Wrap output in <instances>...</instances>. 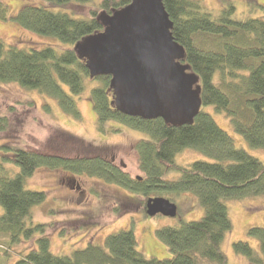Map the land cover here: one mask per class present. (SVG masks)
<instances>
[{
	"label": "trees",
	"instance_id": "trees-1",
	"mask_svg": "<svg viewBox=\"0 0 264 264\" xmlns=\"http://www.w3.org/2000/svg\"><path fill=\"white\" fill-rule=\"evenodd\" d=\"M90 1L26 2L15 16H10L9 6L0 0V20H16L29 31L62 42L8 44L1 37L0 84L37 90L55 99L65 112L80 117L75 97L84 95L89 80H95L89 97L98 129H117L112 123L117 122L120 129L126 125L146 134L133 148L140 173L133 175L123 164L108 162L93 153H81L98 151L100 147L85 144L65 129L54 132L62 138L58 145L51 143L53 137L46 140L44 148L15 146L11 139L2 143L0 256L16 253L15 264H228L222 247L233 226L227 201L264 196V161L237 146L203 107L211 105L225 112L231 117L234 130L251 146L264 148V17L238 18L233 3L215 16L203 8L200 0H164L174 22L173 35L185 48V62L200 78L202 98L201 110L192 123L173 125L162 118L124 114L114 105L111 76L90 75L76 45L103 30L102 12L112 13L131 0H101L85 16L65 9ZM30 105L36 106V102L31 100ZM7 112L9 115L0 110V132L5 134L17 109L13 105ZM71 141L73 149L80 152L66 155L63 148L72 146ZM187 149L212 159L178 163L177 155ZM43 166L106 178L131 192L125 199L136 195L144 205L151 197L163 196L174 201L182 193L193 192L205 210L204 215L157 230L172 252L169 257L147 256L140 251L132 228L108 234L103 244L90 242L69 255H58L51 251L45 224L32 221L33 206L43 202L47 194L25 186L27 177ZM38 232L42 235L37 236ZM247 232L257 240V246L249 239H239L233 243L236 252L246 256L248 264H264V225L251 226ZM26 241L28 250L15 251V245L20 249L18 246Z\"/></svg>",
	"mask_w": 264,
	"mask_h": 264
},
{
	"label": "rangeland",
	"instance_id": "rangeland-1",
	"mask_svg": "<svg viewBox=\"0 0 264 264\" xmlns=\"http://www.w3.org/2000/svg\"><path fill=\"white\" fill-rule=\"evenodd\" d=\"M2 1L9 6L10 16H15L23 4L38 0ZM100 2L101 0H91L80 6L68 5L65 9L77 16H85L89 14L91 7ZM200 3L205 10L215 16L233 3L236 6L235 14L238 18L264 17V0H200ZM0 38L8 44L19 41L27 44L52 43L48 41L62 43L55 37L38 35L29 31L12 19L0 20ZM94 84H96L95 80H89L88 91L86 90L84 95L75 97L81 111L80 117L65 112L55 99L37 90L22 89L15 84H0L1 113L5 112L9 115L7 111L13 105L17 109V112L11 115L13 119L9 123L7 134L0 132V145L11 139L15 146L44 148L46 140L51 137H53L51 143L58 145L62 138L54 132L58 128L65 129L82 138L85 144L109 147V151H112L110 154L116 155L117 160L123 162L131 174H139L138 157L133 148L135 143L146 134L126 125L120 129L117 126L121 124L117 122H112L117 129L108 127L106 132L100 131L97 127L96 111L89 97V91ZM31 100L36 102V106L30 105ZM203 108L211 113L217 124L234 138L237 146L247 149L252 155L264 161V148L251 146L243 135L236 132L229 115L211 105ZM69 143L72 145L69 146L70 149L63 148L66 155L67 152L71 154L74 151L80 152L73 149V141ZM48 151L50 152L49 149ZM95 152L85 150L81 153L94 154ZM198 159L211 160L212 158L192 149L184 150L176 157V161L184 165ZM64 171L65 169L60 167L43 166L29 178L27 177L25 183L27 188L44 191L47 194L43 202L33 206L32 221L35 224H45L51 251L58 255H69L73 250L84 248L90 242L103 244L108 234L132 228L140 251L147 256L169 257L172 252L168 244L159 237L157 230L166 225L197 220L204 215L205 210L193 192L182 193L174 200L178 204V214L175 217L161 214L150 216L146 212V204L144 205L140 198H136V195L132 199H125L131 192L124 187L113 183L109 185L111 182H102L99 178L87 173L82 175ZM74 179L80 182L81 188L78 189ZM227 206L233 226L227 233L222 247L228 256V264H248L247 257L237 253L233 243L239 239H249L254 246H257V240L251 238L247 231L251 226L264 225V196L228 200ZM2 212L3 207L0 204V214ZM36 234L40 236L42 232ZM26 245L28 241L19 245L18 247H22L20 249L15 248L17 245L13 248L15 251L28 250L29 246ZM15 262L16 253L14 252L10 257L0 256V264H15Z\"/></svg>",
	"mask_w": 264,
	"mask_h": 264
},
{
	"label": "water",
	"instance_id": "water-1",
	"mask_svg": "<svg viewBox=\"0 0 264 264\" xmlns=\"http://www.w3.org/2000/svg\"><path fill=\"white\" fill-rule=\"evenodd\" d=\"M100 21L103 30L83 38L76 49L92 77L111 76L115 107L168 124L192 123L202 107L200 78L185 62L164 0H131L112 13L102 12ZM146 212L175 217L178 205L151 197Z\"/></svg>",
	"mask_w": 264,
	"mask_h": 264
},
{
	"label": "flooded vegetation",
	"instance_id": "flooded-vegetation-1",
	"mask_svg": "<svg viewBox=\"0 0 264 264\" xmlns=\"http://www.w3.org/2000/svg\"><path fill=\"white\" fill-rule=\"evenodd\" d=\"M100 147V149H98V151H96L94 153V155H96V157H100V158H103L105 159L106 161H111L112 163L114 164H123V162H119L116 158V155H111L110 153L112 151H109L110 148L109 147H105V145H97ZM104 153V154H103ZM102 154V155H101ZM106 154V155H105ZM113 154V153H112ZM107 155H111V156H107ZM108 157V158H107ZM110 157V158H109ZM125 166V164H123ZM82 175H87V174H82ZM100 181L102 182H110L109 180H107L106 178H103V177H98ZM74 181L76 182V180L74 179ZM78 184V189L81 188L80 187V182H76ZM112 183V182H111ZM117 186L116 183H113ZM90 190V189H89ZM81 193H84V191H81Z\"/></svg>",
	"mask_w": 264,
	"mask_h": 264
}]
</instances>
